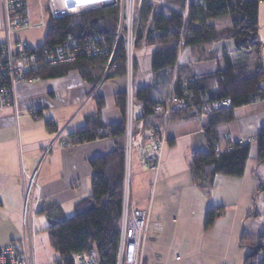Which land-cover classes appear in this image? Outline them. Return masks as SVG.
I'll return each mask as SVG.
<instances>
[{
	"label": "crops",
	"instance_id": "obj_1",
	"mask_svg": "<svg viewBox=\"0 0 264 264\" xmlns=\"http://www.w3.org/2000/svg\"><path fill=\"white\" fill-rule=\"evenodd\" d=\"M28 5L31 26L16 32L12 40L39 48L46 43L50 24L44 14L46 2L28 0ZM5 10L6 1L0 0V46L7 41ZM213 23L221 29L231 26L229 16ZM259 24L264 69V1L259 7ZM225 51L235 52V42L214 43L207 55L214 54L216 58L208 61H198L191 48H183L171 84L168 72L161 76L153 70L156 47L144 45L136 52L135 93L154 87L155 99L165 101L173 91L179 68L184 71L182 77L214 73L224 69ZM233 58L238 70L255 74L254 53L243 52ZM102 75L99 68L91 76L73 71L62 78L22 82L15 88V105L0 108V250L13 242L29 241V234L22 230L30 187L26 175L39 170L38 187L32 190L30 200L29 225L46 228L50 220L71 217L77 204L91 196L93 171L89 162L113 152L119 139L107 136L74 144L71 136L84 128L89 118L94 119L99 110V121L105 125L124 120L117 97L125 92V78L103 81ZM48 123L54 124L53 131ZM203 125L179 115L169 122L168 146L156 182L135 151L132 199L140 211L151 208L145 264H244L250 251L240 247L242 235L264 234V164H257V144H251L243 177L219 175L212 187L202 189L190 171L192 152L207 149ZM263 126L264 102L237 109L236 120L219 128L223 140L219 151L224 152L228 144L255 139ZM209 208L221 209L222 215L207 228ZM36 238L34 234V244Z\"/></svg>",
	"mask_w": 264,
	"mask_h": 264
},
{
	"label": "trees",
	"instance_id": "obj_2",
	"mask_svg": "<svg viewBox=\"0 0 264 264\" xmlns=\"http://www.w3.org/2000/svg\"><path fill=\"white\" fill-rule=\"evenodd\" d=\"M168 7L151 0H144L139 13V27L136 49L144 45L155 46L153 70L156 74L168 72L169 82L174 80L179 52L191 48L198 61L214 60L216 56L207 55L211 46L220 41L232 40L236 51L223 54L224 69L198 76L182 77L178 69L172 93L185 101L187 109L171 116L182 119H196L202 109L212 102L229 100V109L212 112L204 120L203 126L208 145L204 151L194 150L191 155V175L198 187H212L219 175L240 178L245 173L250 157L251 144H257V164H264V126L255 139L250 142L228 144L224 152L219 149L223 144L219 128L236 120L237 109L254 103L264 102V69L262 67L263 43L259 39V7L264 0H167ZM185 13L187 16L185 17ZM119 10L107 8L88 12L79 17L52 19L47 31L45 45H58L68 36L75 38L98 34L104 37L110 47L116 40ZM229 16L231 26L219 28L213 23L220 17ZM252 52L257 57V69L254 75L238 70L233 56ZM106 59L102 57H81L76 62L45 68L30 75L39 80L62 78L73 71L91 76L95 69L104 74ZM116 68L106 79L125 78L126 55L123 43L117 50ZM136 69V64H135ZM161 75V76H162ZM103 76V75H102ZM167 78L164 76L163 78ZM154 87L136 91L135 100L144 106V127L160 129L164 121L156 116L154 108L165 101L155 99ZM117 104L124 113L122 123L105 125L99 121L101 112L87 120L71 140L74 144L93 142L106 136H99L97 131L106 128L112 138H118L117 148L108 155L90 160L93 171L91 196L77 204L73 216L62 220H50L44 231L48 235L51 247L59 254L60 264L71 254L87 252L97 248L103 250L108 243L115 241L122 213L123 181L125 172V112L126 93H120ZM92 119L94 123L90 120ZM51 131L54 124L48 123ZM222 215V210L209 208L206 212L207 228L211 227ZM240 247L248 249L244 264H264V234L253 236L244 233ZM2 250V249H1ZM0 250V252H1Z\"/></svg>",
	"mask_w": 264,
	"mask_h": 264
},
{
	"label": "built area",
	"instance_id": "obj_3",
	"mask_svg": "<svg viewBox=\"0 0 264 264\" xmlns=\"http://www.w3.org/2000/svg\"><path fill=\"white\" fill-rule=\"evenodd\" d=\"M6 1V32L7 41L0 46V108L13 106L16 103L15 88L19 83L39 79L30 75L45 68L56 67L76 62L81 57L106 59L103 81L116 68L117 50L123 43L126 55V112H125V172L123 181L122 213L115 241L108 243L103 249H90L87 252L71 254L65 257L62 264H145V250L148 239V211L137 209L131 198V167L132 154L137 151L142 164L153 173L155 182L161 172L164 152L168 144V127L171 116L181 110H186L187 104L182 99L170 94L165 102L159 103L153 110L156 116H161L164 124L158 130L144 127V106L135 100V64L136 42L139 27V13L144 0H43L46 2L44 14L49 22L52 19L79 17L91 11L107 8L119 10V21L116 40L110 47L104 37L98 34L82 38L68 36L58 45H43L32 47L28 42H14L13 35L31 26L28 0ZM161 6L168 7L165 0H151ZM185 17L187 13L184 14ZM229 100L215 101L202 109L198 120L202 123L212 112L229 109ZM99 136H109L106 128L97 131ZM252 139L242 141L250 142ZM45 152L39 168L52 150ZM39 170L33 175H26L30 183L27 192L23 226L30 223V200L32 190L38 187ZM31 226V225H30ZM31 235L30 246L11 243L0 252V264H35L36 252Z\"/></svg>",
	"mask_w": 264,
	"mask_h": 264
},
{
	"label": "rangeland",
	"instance_id": "obj_4",
	"mask_svg": "<svg viewBox=\"0 0 264 264\" xmlns=\"http://www.w3.org/2000/svg\"><path fill=\"white\" fill-rule=\"evenodd\" d=\"M165 1L168 4V1L167 0H165ZM181 111H184V110H181ZM197 121L202 124V122L200 120H197ZM167 146H168V144H167ZM135 155H136V152L134 151V153L132 154V163L135 160ZM163 158H164V156H163ZM131 177H132V167H131ZM153 190H154V188H153ZM122 197H123V195H122ZM131 198H132V181H131ZM147 211L150 213V215H149V217H150L149 218V225H150L151 208H149ZM45 226L46 225H31V226L30 225H28V226L22 225L23 232L29 234V241L23 240L22 242H13V243H17L19 245H22L23 242H26L27 245L30 246L31 235L34 237V234H35L37 236L36 242H35V245H36V243H37V245L34 247V252H36L35 262H34L35 264H55V262L59 260V254L51 247L49 240H48V235L44 231ZM148 232H149V228H148ZM60 264H62V262Z\"/></svg>",
	"mask_w": 264,
	"mask_h": 264
}]
</instances>
